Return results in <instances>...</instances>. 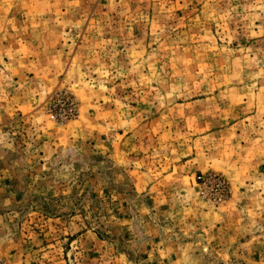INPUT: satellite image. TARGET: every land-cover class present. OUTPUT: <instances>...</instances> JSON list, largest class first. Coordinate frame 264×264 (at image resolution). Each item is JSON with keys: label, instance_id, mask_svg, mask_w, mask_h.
<instances>
[{"label": "rangeland", "instance_id": "1", "mask_svg": "<svg viewBox=\"0 0 264 264\" xmlns=\"http://www.w3.org/2000/svg\"><path fill=\"white\" fill-rule=\"evenodd\" d=\"M0 264H264V0H0Z\"/></svg>", "mask_w": 264, "mask_h": 264}]
</instances>
